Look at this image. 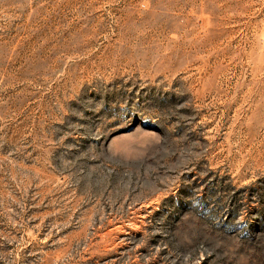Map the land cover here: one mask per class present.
<instances>
[{
	"label": "rangeland",
	"instance_id": "374dc122",
	"mask_svg": "<svg viewBox=\"0 0 264 264\" xmlns=\"http://www.w3.org/2000/svg\"><path fill=\"white\" fill-rule=\"evenodd\" d=\"M0 264H264V0H0Z\"/></svg>",
	"mask_w": 264,
	"mask_h": 264
}]
</instances>
